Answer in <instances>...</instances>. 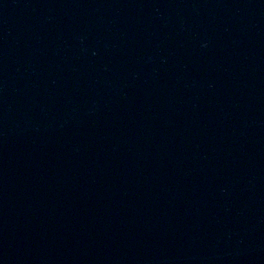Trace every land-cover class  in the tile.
Segmentation results:
<instances>
[{
    "label": "water",
    "instance_id": "95a60500",
    "mask_svg": "<svg viewBox=\"0 0 264 264\" xmlns=\"http://www.w3.org/2000/svg\"><path fill=\"white\" fill-rule=\"evenodd\" d=\"M0 264H264V0H0Z\"/></svg>",
    "mask_w": 264,
    "mask_h": 264
}]
</instances>
